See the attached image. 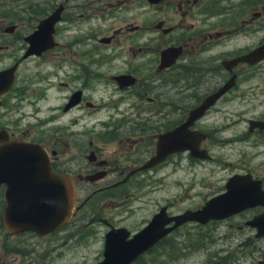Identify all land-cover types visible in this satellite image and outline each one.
Masks as SVG:
<instances>
[{
	"label": "flooded vegetation",
	"instance_id": "flooded-vegetation-1",
	"mask_svg": "<svg viewBox=\"0 0 264 264\" xmlns=\"http://www.w3.org/2000/svg\"><path fill=\"white\" fill-rule=\"evenodd\" d=\"M36 35L51 44L41 53ZM262 48L264 0H0V73L14 68L0 130L50 165L0 156V264H107L108 243L126 250L164 208L167 220L242 198L222 218L165 223L130 264H264ZM171 132L200 155L151 164ZM48 174L71 180L76 204L45 231L20 193L34 198Z\"/></svg>",
	"mask_w": 264,
	"mask_h": 264
},
{
	"label": "water",
	"instance_id": "water-1",
	"mask_svg": "<svg viewBox=\"0 0 264 264\" xmlns=\"http://www.w3.org/2000/svg\"><path fill=\"white\" fill-rule=\"evenodd\" d=\"M38 32L45 33V28L42 26ZM29 41L31 43L30 51L35 53H41L51 45L49 41L38 40V35H36V39H29ZM170 54L171 50L165 53L163 58L166 59ZM263 55L264 48L257 50L255 53L256 58H260ZM13 71L14 68L0 73V95L3 93L1 91L7 90L11 83H13ZM206 108V105H202L198 109H195L188 121L184 125L180 126L179 129H188L189 125L194 121V119L201 116L205 112ZM198 145L199 141L194 147L192 140L188 141L184 138H180L178 140L177 137L171 132L162 137V142L158 145L157 155L150 163H157L169 152L183 150L188 147L192 149L195 148L193 152L195 155L199 156L200 149H197ZM1 155H10L11 160L14 162L17 160L18 162H23L25 157H29L30 159L34 158L37 171L43 170L49 172L50 170L49 160L45 157V152L39 145L24 147L15 139L11 138L10 134L4 130H0V156ZM44 158L46 163L42 165L41 162ZM47 176H51V186L42 187L41 191L36 193L34 198L29 197V194L27 193H20V199L22 202L29 201V209H33L35 207L36 226L45 229V231H50L54 227L61 225L71 218L75 209L76 193L74 185L69 178L66 181L65 178L63 180L56 179L54 175L48 174ZM242 188H247L253 192L258 190L257 186L253 183H248L245 185L242 182H234L229 185L231 192H235L236 190ZM245 201H247L246 198L239 199V206L237 208L224 209L213 207V202H210L199 210H188L183 214L169 217L167 220H162V217L166 215L164 208L162 212L155 216L150 226L131 241L132 245L130 247H126L127 243L123 242L124 244H122L121 247L124 248L125 246L126 250H111V247L108 243L106 258L110 263L107 264H130L137 255H139L149 246L156 243L161 237H163V235L166 234V231L162 230L161 228L167 222L175 221V225H180L187 221H200L202 223H206L212 218H222L231 213L242 210ZM258 224L261 225L262 223L260 224L259 222Z\"/></svg>",
	"mask_w": 264,
	"mask_h": 264
},
{
	"label": "rangeland",
	"instance_id": "rangeland-1",
	"mask_svg": "<svg viewBox=\"0 0 264 264\" xmlns=\"http://www.w3.org/2000/svg\"><path fill=\"white\" fill-rule=\"evenodd\" d=\"M205 259H203L202 255H195L192 257L191 262H194L195 264H200L202 262H204ZM205 264H210L209 262L206 261Z\"/></svg>",
	"mask_w": 264,
	"mask_h": 264
},
{
	"label": "bare ground",
	"instance_id": "bare-ground-1",
	"mask_svg": "<svg viewBox=\"0 0 264 264\" xmlns=\"http://www.w3.org/2000/svg\"><path fill=\"white\" fill-rule=\"evenodd\" d=\"M236 204V203H235ZM225 208V207H224ZM227 208V207H226ZM192 222V221H191Z\"/></svg>",
	"mask_w": 264,
	"mask_h": 264
}]
</instances>
